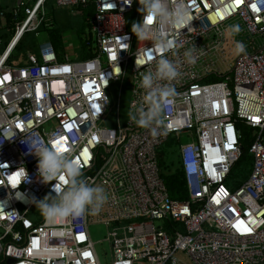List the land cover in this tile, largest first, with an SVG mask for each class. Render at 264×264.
Returning a JSON list of instances; mask_svg holds the SVG:
<instances>
[{
	"label": "built area",
	"instance_id": "1",
	"mask_svg": "<svg viewBox=\"0 0 264 264\" xmlns=\"http://www.w3.org/2000/svg\"><path fill=\"white\" fill-rule=\"evenodd\" d=\"M29 1L0 8V32L13 31L6 44L0 35V264H101L92 225L108 230L112 264H264V0H183L195 31H170L169 38L183 41L181 56L193 44L199 53L195 64L174 57L181 75L155 136L127 116L143 95L140 72L161 54L131 32L142 20L137 0L131 6L53 0L72 14L92 10L84 38L90 56L74 61L62 59L40 32L52 28L45 9L50 0ZM231 24L241 28L234 37L223 31ZM32 34L42 35L37 51H25L15 65V50ZM235 41L245 44L243 53L235 51ZM128 69L131 98L123 120L121 91L111 105L109 90ZM111 113L114 123L104 126ZM182 133L191 141L181 145ZM245 134L251 142L244 148ZM170 139L178 140L185 200L170 197L158 162L159 148ZM56 140L88 183L105 189L108 199L98 213L55 223L43 215L29 218L33 198L55 195L61 183L41 182L34 152ZM245 151L248 178L228 188L225 181Z\"/></svg>",
	"mask_w": 264,
	"mask_h": 264
},
{
	"label": "clouds",
	"instance_id": "2",
	"mask_svg": "<svg viewBox=\"0 0 264 264\" xmlns=\"http://www.w3.org/2000/svg\"><path fill=\"white\" fill-rule=\"evenodd\" d=\"M134 0H125L131 6ZM140 7L138 11L142 16L139 22H133L131 32L138 41L152 42L154 47L160 49L161 54L155 59L154 67L140 72L139 88L143 90L140 101H133L127 113L128 119L142 129L150 130L155 136L157 129L163 124V113L166 106L175 97L176 90L172 82L181 75L180 63L174 57H180L188 64H195L199 49L193 44L191 48L183 51V41L169 38L171 31L176 36L181 30L188 28V32L195 31L190 24L191 18L183 0H178L175 7L166 6L167 0H137ZM151 18V23H149ZM224 33L234 37L241 28L238 24L227 25ZM245 44L235 41V51L243 53ZM169 53L171 55H169ZM138 68L143 63L136 61ZM59 141V143H56ZM62 140L45 144L34 152L38 156L37 171L42 183H56L53 191L55 195H46L43 199L33 198L35 207L49 223H55L65 218H79L86 212L96 214L108 199L105 189L100 185H91L83 177L80 165L69 157L64 150ZM27 177V172L24 170ZM63 177V180H61Z\"/></svg>",
	"mask_w": 264,
	"mask_h": 264
},
{
	"label": "rangeland",
	"instance_id": "3",
	"mask_svg": "<svg viewBox=\"0 0 264 264\" xmlns=\"http://www.w3.org/2000/svg\"><path fill=\"white\" fill-rule=\"evenodd\" d=\"M21 0H15V4L11 5V7L2 8L4 10H10L14 8L17 3H19ZM25 2L29 0H24ZM33 0L29 1L32 2ZM47 17L50 19V22L52 24V28H57L61 33L63 38H66L67 41H70L69 45L64 46L62 43V50L61 52H64L63 54H60L62 56V59L64 58V55H68L70 60H77L81 58L82 49L80 39L78 36V32L83 27L85 28V34L81 36L82 40L84 38L87 39L88 37V28L87 23L88 20L91 19V15L89 14L90 11H85L83 14L81 12L73 13L71 12V9L68 8H59L55 5L53 0H50L47 5L45 6ZM13 34V31L11 29L5 30V38L8 40L11 38ZM42 35L39 36V39L34 37V35L27 36L24 41L23 45L20 49V51H16L15 55L17 57V61L14 62L15 65H18L23 57L24 52L27 50H32L33 52L37 51V45L39 43V40ZM65 40V41H66ZM64 41V40H63ZM119 90L121 91V105H122V112L121 116L124 120L126 110L128 109V104L130 102V93H131V79L129 77V69L127 70V75L124 77L122 82H119L118 84H115L111 86L109 90V97H110V103L111 105H115V103L118 101L119 96ZM114 110V109H113ZM112 115V113H111ZM115 121V115L109 116L106 120V122L103 124L104 126H111ZM179 137V143L185 144L191 141V136L189 133H182L178 135ZM167 145V144H166ZM171 146H165V144L162 146V152L166 154L168 150H170ZM174 159V158H173ZM176 164V163H175ZM175 166L172 167V169H175ZM249 165H246L245 163H238L235 168L233 169L231 175L228 177L227 181H225V185L228 188H234L240 185L242 181L246 180L248 178V175L250 173ZM249 170V171H248ZM42 216L41 212L38 208H34L30 214L29 218L35 219L36 216ZM155 226L160 225V223H154ZM90 237L92 242L95 243V250L97 252V255L99 257L101 264H112L111 259V248L110 245L105 242V238L107 237L108 230L102 226V225H92L89 228ZM180 259H182L185 262H189L188 259L185 257V255L180 254ZM116 264H142L137 261H128V262H115Z\"/></svg>",
	"mask_w": 264,
	"mask_h": 264
},
{
	"label": "trees",
	"instance_id": "4",
	"mask_svg": "<svg viewBox=\"0 0 264 264\" xmlns=\"http://www.w3.org/2000/svg\"><path fill=\"white\" fill-rule=\"evenodd\" d=\"M87 11V10H86ZM90 11V15L92 17V10L89 8L88 12ZM40 32H46L50 41L52 42L54 49L57 53L61 54L62 50V43H63V36L62 33L55 27L48 30H45L42 28ZM85 34V28L79 30L78 36L81 43L82 54L81 58H86L90 56L89 49H88V43L82 40L81 36ZM4 35V34H3ZM1 35V37L3 36ZM23 45V41L20 43V45L17 47L15 52L18 50L20 51L21 47ZM14 56L16 57L15 53ZM17 58V57H16ZM251 140L247 134H245L243 140H242V146L248 147ZM167 144V145H166ZM177 145L178 140L170 139L165 143V146H171L170 150L164 154L162 151V147L158 150V162L159 166L162 170V178L164 180V183L166 184V187L168 189L169 195L174 200H185L187 198L186 189L184 186V181L182 174L180 173L178 167L175 166V169L173 170L172 167L176 165V159H177ZM174 158V159H173ZM251 159L247 154V151H245L244 155L242 156V159L238 163H245L246 165H250ZM237 163V164H238Z\"/></svg>",
	"mask_w": 264,
	"mask_h": 264
},
{
	"label": "crops",
	"instance_id": "5",
	"mask_svg": "<svg viewBox=\"0 0 264 264\" xmlns=\"http://www.w3.org/2000/svg\"><path fill=\"white\" fill-rule=\"evenodd\" d=\"M16 2L15 0H0V8H7V7H11V5H14ZM8 9V8H7ZM5 33V31L0 32V35H3ZM3 39H5V44L8 42V40L5 38V35L2 36ZM63 44L66 48L67 45H69L70 41H67L66 38H63ZM66 40V41H65ZM64 53V52H61Z\"/></svg>",
	"mask_w": 264,
	"mask_h": 264
},
{
	"label": "snow or ice",
	"instance_id": "6",
	"mask_svg": "<svg viewBox=\"0 0 264 264\" xmlns=\"http://www.w3.org/2000/svg\"><path fill=\"white\" fill-rule=\"evenodd\" d=\"M109 6H111V5H109ZM149 23H151V18H149ZM121 47H124V45H121ZM113 58L115 59V57H113ZM139 62H140V63H144V61H142V60L139 61ZM56 143H59V141H57ZM64 150L67 151V148L64 147ZM61 180H63V177H61ZM18 181H19V177H18V175L12 177V182H13V184L18 183Z\"/></svg>",
	"mask_w": 264,
	"mask_h": 264
}]
</instances>
